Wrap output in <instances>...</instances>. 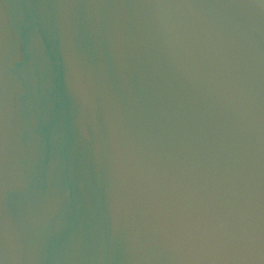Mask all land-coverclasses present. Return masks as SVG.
I'll list each match as a JSON object with an SVG mask.
<instances>
[{
  "label": "water",
  "instance_id": "obj_1",
  "mask_svg": "<svg viewBox=\"0 0 264 264\" xmlns=\"http://www.w3.org/2000/svg\"><path fill=\"white\" fill-rule=\"evenodd\" d=\"M0 264H264V0H0Z\"/></svg>",
  "mask_w": 264,
  "mask_h": 264
}]
</instances>
